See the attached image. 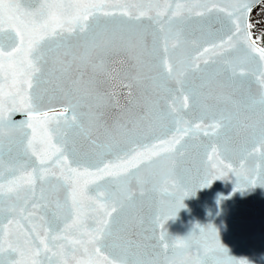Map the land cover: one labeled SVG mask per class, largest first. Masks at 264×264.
<instances>
[{
  "label": "snow or ice",
  "instance_id": "snow-or-ice-1",
  "mask_svg": "<svg viewBox=\"0 0 264 264\" xmlns=\"http://www.w3.org/2000/svg\"><path fill=\"white\" fill-rule=\"evenodd\" d=\"M260 3L0 0V264H247L211 225H164L215 180L264 186ZM122 53L131 72L109 66ZM214 88L235 111L207 108Z\"/></svg>",
  "mask_w": 264,
  "mask_h": 264
},
{
  "label": "water",
  "instance_id": "water-1",
  "mask_svg": "<svg viewBox=\"0 0 264 264\" xmlns=\"http://www.w3.org/2000/svg\"><path fill=\"white\" fill-rule=\"evenodd\" d=\"M206 23L210 24L211 22ZM206 31L207 28H205L204 34L197 32L196 38L203 39ZM185 35L189 40L193 38L192 34L188 31H186ZM11 39L12 37L8 35H2L0 36V43L7 46ZM147 40L149 45H151L152 36L150 34L147 36ZM183 54L184 51L182 49L177 50L175 53L176 56ZM134 63V60L122 53L112 57V63L109 66L123 73L131 72V66ZM112 83L117 86V91L121 92V105H125L127 103V89H119L118 80ZM169 87L174 88L176 85L170 83ZM134 91H137V89H134ZM231 91L233 90L214 88L212 97L204 101V103L209 110L219 111L227 107L228 110L235 111L231 105H225L222 100L217 99V97ZM246 94V91L234 92L237 100ZM240 113V122L243 123L244 110L242 108L240 109ZM115 115V111L109 110V119ZM25 119L26 116L21 113L13 116V120L17 122ZM236 131L238 129H234L230 134V138L224 141L227 146H232ZM193 156L194 154L190 150L189 156L181 163L187 165L191 162ZM237 159L238 157H233L234 162ZM235 186L236 179L230 175L225 179L213 181L210 186L195 189L194 194L189 193L183 200L184 207L176 213L174 219H170L165 223L164 228L169 236L183 238L192 231L194 226L207 228L211 225L216 229L219 241L227 249L230 257L236 260H245L247 264H264V186L258 184L254 187H248L243 191H234ZM147 203L146 199L144 202L145 207ZM129 219L135 223L138 222L139 217L136 212H133Z\"/></svg>",
  "mask_w": 264,
  "mask_h": 264
},
{
  "label": "trees",
  "instance_id": "trees-1",
  "mask_svg": "<svg viewBox=\"0 0 264 264\" xmlns=\"http://www.w3.org/2000/svg\"><path fill=\"white\" fill-rule=\"evenodd\" d=\"M263 5H264V3H261L256 9H254L252 11V13L250 14V18H249V22L253 25V27L251 29L252 38L254 40H256L258 42V44L261 45L262 47H264V24L261 27V30L257 29L255 24H254L253 13L255 12V10L262 7Z\"/></svg>",
  "mask_w": 264,
  "mask_h": 264
},
{
  "label": "rangeland",
  "instance_id": "rangeland-1",
  "mask_svg": "<svg viewBox=\"0 0 264 264\" xmlns=\"http://www.w3.org/2000/svg\"><path fill=\"white\" fill-rule=\"evenodd\" d=\"M254 24L257 29L261 30V27L264 24V5L253 13Z\"/></svg>",
  "mask_w": 264,
  "mask_h": 264
}]
</instances>
